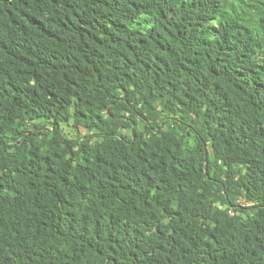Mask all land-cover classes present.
<instances>
[{
  "label": "trees",
  "instance_id": "1",
  "mask_svg": "<svg viewBox=\"0 0 264 264\" xmlns=\"http://www.w3.org/2000/svg\"><path fill=\"white\" fill-rule=\"evenodd\" d=\"M0 264H264V0H0Z\"/></svg>",
  "mask_w": 264,
  "mask_h": 264
},
{
  "label": "rangeland",
  "instance_id": "2",
  "mask_svg": "<svg viewBox=\"0 0 264 264\" xmlns=\"http://www.w3.org/2000/svg\"><path fill=\"white\" fill-rule=\"evenodd\" d=\"M66 132L69 134V136H75V132L73 131V129L71 128V126H66L65 127ZM85 132L84 129H82V133ZM241 202H244L243 199H241Z\"/></svg>",
  "mask_w": 264,
  "mask_h": 264
}]
</instances>
